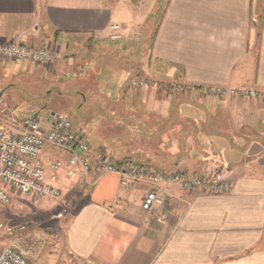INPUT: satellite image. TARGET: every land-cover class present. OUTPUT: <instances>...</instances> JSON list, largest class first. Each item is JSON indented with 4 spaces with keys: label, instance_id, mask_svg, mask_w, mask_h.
<instances>
[{
    "label": "crops",
    "instance_id": "1",
    "mask_svg": "<svg viewBox=\"0 0 264 264\" xmlns=\"http://www.w3.org/2000/svg\"><path fill=\"white\" fill-rule=\"evenodd\" d=\"M162 4L163 0H0V43L17 39L27 47L57 50L60 58L55 63L32 64L33 70L46 71L58 81L78 73L95 82V90L113 110L124 108L119 114L111 111L120 125L145 121L134 109H172L173 102L151 88V77L158 83L195 86L188 100L174 105L188 128H182L180 137L163 139H180L188 154L182 155L174 144L167 152L158 149L151 159L150 152L133 149L127 133L131 151L123 155L164 172L191 174L219 165L232 179L231 192L221 195L186 193L175 184H161L174 197L166 199L163 208L146 213L141 203L153 184L139 181L126 188L114 174L93 172L81 178L75 170L67 178L62 171L54 185L67 197L65 249L88 264H264V102L203 100L200 94V88L209 86L264 89V0ZM112 24L120 26L118 40L111 39ZM150 26L146 67L126 66L127 47L120 53L110 42L129 41L136 30ZM144 73L150 85L133 87ZM137 94L142 98L134 101ZM0 122L13 132L1 118ZM100 149L111 156L108 146ZM57 156L65 158L47 150L45 165ZM161 213L163 221L158 220Z\"/></svg>",
    "mask_w": 264,
    "mask_h": 264
},
{
    "label": "rangeland",
    "instance_id": "2",
    "mask_svg": "<svg viewBox=\"0 0 264 264\" xmlns=\"http://www.w3.org/2000/svg\"><path fill=\"white\" fill-rule=\"evenodd\" d=\"M165 3L166 0H163V7ZM160 16V13L157 14V21ZM151 37L150 26L141 31L136 30L129 41L110 42L109 46L115 47L120 53L123 46H126V53L130 58L126 66H133L135 69L136 63H140V67L144 69ZM32 66V63L27 61L17 64L0 62V98L2 99L0 118L5 121L9 129L14 131V123L28 115L37 113L39 120L43 122L52 115L62 114L83 134L92 148L108 146V153L114 159L126 156L123 155L125 150L131 151V146L126 140L127 133L131 137V144L134 143L133 149L139 153L150 152L151 159L156 157L155 153L158 149L162 148L167 152L174 144H179L181 149L178 151L185 155V142H181L180 139H176L177 142L163 139L165 135L180 137L182 128H188L187 122H181L183 117L180 118L181 114L178 110H174V105L178 106L181 101L188 100L195 92V86L190 87L172 81L158 83L151 77V88L156 87L159 93L162 92L163 99H170L173 102L172 109L170 111L134 109L143 115L145 121L140 120L138 123L125 121L120 125L111 111H117L119 114L124 108L116 107L117 109L113 110L112 106L102 98L103 95L95 90V82H87L82 76H78V73L73 72L72 75L58 81L48 76L46 71H34ZM145 78H148L145 73L138 78L141 84L139 89L150 85ZM138 98H142L140 94L134 97V101L139 100ZM203 98H205L203 100H219L215 96L206 97L204 94ZM190 151L191 148L188 149V152ZM213 170L223 174L227 171L219 165ZM62 171L58 173L61 174ZM199 173L201 172L191 174L187 172L188 175ZM66 198L61 193L58 199H43L34 203L24 195L13 194L11 203L0 212V219L5 225L4 231L0 234V248L17 243L27 250L29 258L35 264H88L73 258L65 249L64 230L67 220L63 216L66 217L68 207Z\"/></svg>",
    "mask_w": 264,
    "mask_h": 264
},
{
    "label": "built area",
    "instance_id": "3",
    "mask_svg": "<svg viewBox=\"0 0 264 264\" xmlns=\"http://www.w3.org/2000/svg\"><path fill=\"white\" fill-rule=\"evenodd\" d=\"M112 40L119 39L116 32L118 24H112ZM60 58L57 50L50 47L35 48L24 46L17 39L0 43V60L20 63L23 61L40 66H50ZM140 87L138 81L131 83ZM205 96L220 99L239 98L241 100H259L264 102V89L258 88H221L218 86L202 87ZM2 99L0 98V107ZM15 132H8L0 122V212L12 201L15 193L28 197L36 203L43 199H58L61 191L54 181L60 170L67 178L78 170L81 178L93 172L114 174L123 187H131L139 181L153 184V189L146 192L141 208L150 213L156 208H163L165 200L174 197L161 184H175L180 191L204 195H221L231 192L232 179L225 173L203 171L188 175L186 171L164 172L152 170L148 166L138 167L134 162L124 163L111 158L87 143L83 134L62 114H55L49 120L40 121L38 114L22 117L14 123ZM52 150L62 154L64 159H54L45 165V152ZM50 174H48V171ZM165 213L158 216L163 221ZM5 225L0 219V234ZM0 264H35L29 253L17 243L0 248Z\"/></svg>",
    "mask_w": 264,
    "mask_h": 264
},
{
    "label": "trees",
    "instance_id": "4",
    "mask_svg": "<svg viewBox=\"0 0 264 264\" xmlns=\"http://www.w3.org/2000/svg\"><path fill=\"white\" fill-rule=\"evenodd\" d=\"M96 150H98V151H100V152H104V153H106V151H104V150H102V149H100V148H98V149H96ZM120 160H121L122 162H124V163L134 162L138 167L145 166V165H141V163H139V162L133 160L131 157H123V158H121Z\"/></svg>",
    "mask_w": 264,
    "mask_h": 264
},
{
    "label": "water",
    "instance_id": "5",
    "mask_svg": "<svg viewBox=\"0 0 264 264\" xmlns=\"http://www.w3.org/2000/svg\"><path fill=\"white\" fill-rule=\"evenodd\" d=\"M37 114H34L33 117H35Z\"/></svg>",
    "mask_w": 264,
    "mask_h": 264
}]
</instances>
